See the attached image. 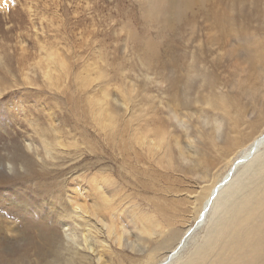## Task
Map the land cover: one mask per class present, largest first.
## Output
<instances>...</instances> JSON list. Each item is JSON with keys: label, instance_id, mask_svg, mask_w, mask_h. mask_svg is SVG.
<instances>
[{"label": "rangeland", "instance_id": "374dc122", "mask_svg": "<svg viewBox=\"0 0 264 264\" xmlns=\"http://www.w3.org/2000/svg\"><path fill=\"white\" fill-rule=\"evenodd\" d=\"M179 1L181 14L175 13L171 23H160L161 14L153 0H0V173L8 182L0 187V218L6 223V232L0 234V260L24 258L19 251L22 248L29 251L27 258L33 261L49 255L48 247H41L39 242L25 247L29 242L25 241L29 236L63 235L60 215L69 206V196L79 199L90 216L111 224L110 238H101L107 245L101 253L102 263L98 264H147L151 255L161 257L163 235H143L148 227L145 229L141 222L147 218L132 214L133 210H143L157 197L156 201L172 204L186 192L196 196L204 184L199 186L201 180L186 173V165L181 162L176 166L184 167L179 174L182 181L174 188L180 193L169 196L149 183L132 162L135 154L145 159L146 145L142 144L149 140L137 135V143L133 144L132 135L144 133L143 122L156 115L164 118L163 108L170 97H164L161 90L169 83L177 79L181 88L177 92L184 98L183 92L189 88L191 93L196 92L207 70L216 72L215 64L224 60L216 48L200 65L189 47L181 48L182 37L191 35L194 16H199L203 32H212L209 15L205 16L202 8L194 6L183 13L184 0ZM243 3L246 13L255 20L253 1ZM258 7H264V0ZM234 17L239 33L233 34L249 32L248 39L257 44L264 42L260 15L251 28L244 23L248 16L235 13ZM152 43L157 44L155 52L150 48ZM151 53L154 55L150 60ZM195 59L196 63H192ZM233 66L224 63L218 67L221 88L232 94L246 78L245 73H235ZM191 72L194 76L189 81ZM149 96L153 115L141 119L138 116L144 114ZM191 105L201 124L194 133L196 152L199 159L204 154L207 160L202 159L196 174L200 177L211 169L213 180L248 142L231 148L229 153L218 149V153L225 154L220 157L211 149L212 141L206 140L212 126L205 127L203 117L210 116V109L198 103ZM138 109L144 112L140 114ZM262 117L255 126L245 129V138L257 133ZM133 119L139 123L133 125ZM42 137L54 145L55 159L48 161ZM225 140L217 141L218 146ZM30 142L40 149L41 158L47 160L45 164L35 152L26 151ZM14 153L19 159L14 158ZM11 158L16 161L15 170L7 165ZM28 166L35 169L30 171L32 178ZM17 176L22 181L15 182ZM79 187L86 200L79 196ZM196 204L197 209L205 205L202 201ZM186 207L184 203L179 208L185 211ZM195 217L191 219L193 227L199 223ZM25 224L35 227L27 231ZM179 224L176 230L183 231V223ZM36 250H41L39 255ZM16 264H22L21 260Z\"/></svg>", "mask_w": 264, "mask_h": 264}, {"label": "bare ground", "instance_id": "6f19581e", "mask_svg": "<svg viewBox=\"0 0 264 264\" xmlns=\"http://www.w3.org/2000/svg\"><path fill=\"white\" fill-rule=\"evenodd\" d=\"M252 1L255 4V11H257L255 20H252L244 10V0H184L181 3L183 13L186 9H192L194 6L202 8V13L205 16L209 15L208 22L212 32L210 34L205 30L203 32L199 16H194V21L190 23L192 26L191 35L188 38L182 37L181 48L189 47L193 52L191 56L198 59L200 65H203V62L208 58V53L217 48L218 52L223 54L224 60L222 61L224 62L218 60L219 62L215 64L216 72L212 69L207 70L196 92L191 93L192 89L189 88L191 85L188 87L189 90H182L186 91L183 92L184 98L180 96L179 91L177 92V89L180 88L177 79V82L173 81L168 84L165 90H161L164 97H170L166 102L167 105L160 103L164 105L163 110L166 109L164 118L156 115L151 120L143 122L144 133L136 132L132 135L133 144L137 143V135L149 140L147 144H142V146L146 145L145 159L138 154L132 158L133 167L137 166L140 169V174H136L145 176L149 183L157 185L167 195L172 196L174 193H180L179 189L174 188L179 187L182 181L179 174L184 172V167L179 168L176 163L184 164L183 159L191 154L193 157L191 163L184 164L186 165L185 172L192 175L191 177H199L196 172L200 162L202 159L204 162L207 160L204 154L202 159H199L198 152H196L194 133L197 132L198 124H201L200 116L191 107V103H198L204 109L208 108L211 111L210 116L203 117L204 126L205 122L212 126V133L206 140L219 142L226 139L221 147L218 146V142L215 144L212 142L213 148L211 149L215 150L217 155L225 156V154L218 153V149L223 153H229L244 142H248V144L226 162V167L216 179L212 180L211 169L207 171L206 175H204L205 172L201 173L199 186L203 184L204 186H201V192L196 196L186 192L183 197L175 198L176 202L172 204L161 200L156 201L159 198L157 197L149 201L148 208L141 210L138 207L133 210L132 214H141L140 216L147 218L145 222H141L145 229L148 227L147 231L163 235L161 250L164 251L161 257L158 258L157 254L151 255L147 264H264V117H262L264 111V42L257 44L248 39L249 32L240 36L233 34L239 33L234 17L235 13H243L248 16L244 23L249 28L254 26L259 15L264 23V7H258L261 0ZM179 2V0H153L161 14V17H158L161 20L160 23H169L175 13L181 14ZM239 5L242 7L237 9ZM255 29H261V26H255ZM151 47L154 52L157 51V44L152 43ZM145 50L143 51L146 52ZM153 55L154 53H151L149 58ZM217 55L219 56V54ZM196 59L192 63H196ZM224 63L235 65L232 67L235 73H245L244 77L246 78L234 94L221 88L223 82L218 75V67ZM193 76L191 72L189 81ZM2 96L3 93L0 90V98ZM151 98L149 96L145 103V112L142 109L137 110V112L140 111V114L144 112L143 115L138 116L139 118L146 119L153 115L150 112L154 110ZM194 99L197 100L189 102ZM261 117L263 122L258 127L257 133L245 138V129L255 126ZM133 121V125L139 123L134 119ZM218 125H222V130L217 138L215 130ZM183 136L187 139L186 141H183ZM41 140L48 161L55 159L54 145L48 143L44 137ZM193 140L194 144L191 143ZM31 142L27 145L26 151L35 152L37 159L42 163L47 161L41 158L40 149ZM183 145H187V149ZM13 156L19 159L15 153ZM14 161L11 158L7 163L10 170L15 168ZM141 163L143 165H140ZM28 168L29 174L30 171L35 170L33 167L28 166ZM32 177L34 176L30 174L29 178ZM4 178L6 177L0 173V187L3 184H8ZM18 179L22 181L18 177L15 182ZM78 193L80 197L85 198L84 191L80 187ZM191 198L196 200L190 201ZM68 199L69 206H65L60 215L63 235L58 236L53 233L51 236H39L40 238L29 236L30 238L25 241H29L25 247L37 246V242L41 244V247H48L49 255L33 261L32 258H27L30 255L29 251L22 248L19 251L24 258L0 260V264H16L19 263V259L22 264H35L34 262L37 264H89L90 262L91 264L93 261L97 264L102 263L101 253L107 242L101 238H110L111 224L105 228L101 220L89 215L84 205L79 203V199L70 198V196ZM198 201L205 203L204 207L200 206L197 209ZM184 203L187 206L185 211L179 208ZM188 213L190 215H187ZM194 215H197L195 218L199 221L196 227L191 226V219ZM184 217L187 219H183ZM179 223H183V231L176 230L175 226ZM33 226L34 224H25L24 228L29 231L34 229ZM186 226L188 228L185 229ZM5 228V220L0 218V234L6 232ZM35 252L39 255L41 250Z\"/></svg>", "mask_w": 264, "mask_h": 264}, {"label": "clouds", "instance_id": "9594fccd", "mask_svg": "<svg viewBox=\"0 0 264 264\" xmlns=\"http://www.w3.org/2000/svg\"><path fill=\"white\" fill-rule=\"evenodd\" d=\"M199 46V45H198ZM205 126L206 127H210V125H208L206 122H205ZM221 130H222V125H218V126H216V130H215V136L218 138L219 137V133L221 132ZM201 139H203V137H201ZM213 142V144H215L216 142H217V140H213L212 141ZM191 143H195V141L193 140V141H191ZM62 147V146H61ZM192 155L191 154H189V156L187 157V158H184L183 159V163L184 164H190L191 163V160H192ZM194 179H201V177H193ZM101 223H104L103 221H101ZM104 227L105 228H107L108 227V224L107 223H104ZM143 235H145V236H148L149 238H151L152 236H154V233L153 232H150V231H145L144 233H143ZM85 243H87V241H85ZM122 246V245H121ZM89 251H91V249H89Z\"/></svg>", "mask_w": 264, "mask_h": 264}]
</instances>
